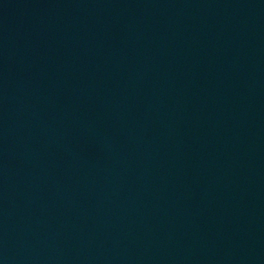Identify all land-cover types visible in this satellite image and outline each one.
<instances>
[{"label": "water", "instance_id": "water-1", "mask_svg": "<svg viewBox=\"0 0 264 264\" xmlns=\"http://www.w3.org/2000/svg\"><path fill=\"white\" fill-rule=\"evenodd\" d=\"M0 264H264V0H0Z\"/></svg>", "mask_w": 264, "mask_h": 264}]
</instances>
